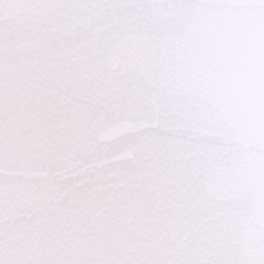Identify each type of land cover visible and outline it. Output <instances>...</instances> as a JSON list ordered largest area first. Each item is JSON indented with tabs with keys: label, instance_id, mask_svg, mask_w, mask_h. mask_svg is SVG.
Listing matches in <instances>:
<instances>
[{
	"label": "snow or ice",
	"instance_id": "snow-or-ice-1",
	"mask_svg": "<svg viewBox=\"0 0 264 264\" xmlns=\"http://www.w3.org/2000/svg\"><path fill=\"white\" fill-rule=\"evenodd\" d=\"M0 264H264V0H0Z\"/></svg>",
	"mask_w": 264,
	"mask_h": 264
}]
</instances>
